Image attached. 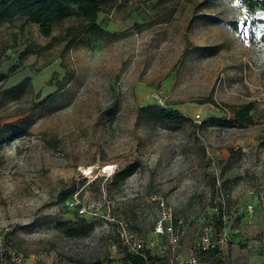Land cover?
Masks as SVG:
<instances>
[{
    "label": "rangeland",
    "instance_id": "1",
    "mask_svg": "<svg viewBox=\"0 0 264 264\" xmlns=\"http://www.w3.org/2000/svg\"><path fill=\"white\" fill-rule=\"evenodd\" d=\"M23 7L0 19V262L131 264L164 201L183 258L212 224L198 264H264L263 24L239 0H103L105 31L52 40Z\"/></svg>",
    "mask_w": 264,
    "mask_h": 264
},
{
    "label": "trees",
    "instance_id": "2",
    "mask_svg": "<svg viewBox=\"0 0 264 264\" xmlns=\"http://www.w3.org/2000/svg\"><path fill=\"white\" fill-rule=\"evenodd\" d=\"M245 5L247 10V17L244 19V24L251 23V27L263 24L264 26V0H239ZM24 4L22 11L29 16V19L38 23L42 32L50 36L52 40H58V35H53V29L56 25H60L68 19H75L76 24H70L66 28L65 34L70 39H75L79 34H98L105 31V29L98 24L97 18L101 10L103 0H2L0 3V19L9 9L20 3ZM258 12H262L261 16H256ZM231 25L237 30L239 27L237 20L231 21ZM155 108L149 113L150 120H173L184 119L191 121L192 118L186 116L184 113L172 109L159 106H151ZM148 108L142 106L141 112H147ZM236 116L241 120L248 122L250 116V104H243L237 110H234ZM134 166L128 165L122 169L120 175L127 176L132 173ZM127 260L131 264H155V258L151 255L144 257L136 253H130Z\"/></svg>",
    "mask_w": 264,
    "mask_h": 264
},
{
    "label": "built area",
    "instance_id": "3",
    "mask_svg": "<svg viewBox=\"0 0 264 264\" xmlns=\"http://www.w3.org/2000/svg\"><path fill=\"white\" fill-rule=\"evenodd\" d=\"M159 101L162 100L159 94L156 95ZM68 205L71 208H75L79 213L83 214L87 210L85 207H80L79 201L68 200ZM163 212L154 224L153 234L149 239L136 238L130 240L127 238L129 245H132L133 253L147 257V255L153 256L155 259L158 257V264H198L201 253L214 249L218 246V243H222L227 239V233L210 224L205 227L203 234L200 236L198 243L196 244L197 253L191 252L186 258H183L180 254L179 247L181 241V235L176 229L175 222L172 216V209L164 201L161 202ZM252 207V205H251ZM213 233H216L215 235ZM216 236V237H215ZM10 259L12 264H44L39 257L25 255L16 250L10 251ZM0 264H4L0 262Z\"/></svg>",
    "mask_w": 264,
    "mask_h": 264
},
{
    "label": "bare ground",
    "instance_id": "4",
    "mask_svg": "<svg viewBox=\"0 0 264 264\" xmlns=\"http://www.w3.org/2000/svg\"><path fill=\"white\" fill-rule=\"evenodd\" d=\"M102 167H103V166H102ZM110 167H111V165H110V166H107V168H106L105 170H106L107 172L110 171V169H109ZM103 168H104V167H103ZM92 169H93V168H92ZM104 172H105V171H104Z\"/></svg>",
    "mask_w": 264,
    "mask_h": 264
}]
</instances>
